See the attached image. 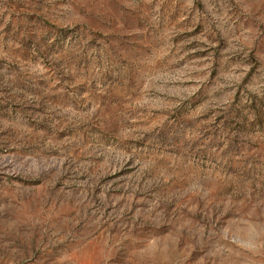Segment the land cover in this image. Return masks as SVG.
Segmentation results:
<instances>
[{"label":"rangeland","instance_id":"1","mask_svg":"<svg viewBox=\"0 0 264 264\" xmlns=\"http://www.w3.org/2000/svg\"><path fill=\"white\" fill-rule=\"evenodd\" d=\"M0 264H264V0H0Z\"/></svg>","mask_w":264,"mask_h":264}]
</instances>
